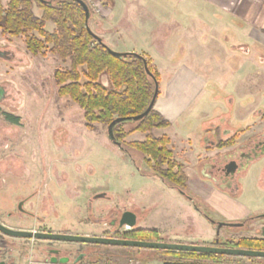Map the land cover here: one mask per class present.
Masks as SVG:
<instances>
[{
  "label": "rangeland",
  "instance_id": "rangeland-1",
  "mask_svg": "<svg viewBox=\"0 0 264 264\" xmlns=\"http://www.w3.org/2000/svg\"><path fill=\"white\" fill-rule=\"evenodd\" d=\"M96 7L97 11L90 8L91 16L88 24L93 32L100 34L103 32L100 14L102 8L97 5V2ZM36 12L41 11L36 9ZM51 28V23H47L46 29ZM140 32L138 29L127 35L126 32L120 34L112 31L111 38L106 37L105 40L107 46L114 51L119 52L124 47H133L139 51L144 50L151 56L150 58L144 54L149 59L153 70L159 74L158 94L161 96L165 94V86L174 70L173 67L176 66L185 64L187 67H192L190 68L192 71L204 76L206 80L209 79L206 88L211 98L205 93L203 99L199 97L190 104L188 109L190 112L186 115L190 116L188 124L184 126L178 121L161 130L162 132L153 131L155 135L164 132L171 137L173 146L170 145V148L176 152L182 151V147L186 144L182 139L186 135L193 139L191 144L194 147L193 150H190L189 154L185 151L184 154L188 161L194 160L199 152L203 151L200 136L204 128L195 125L212 109L239 110L241 104L249 105V108L250 106L260 107L263 111L264 94H259L261 99L263 98L261 101L256 99L258 96L256 94L257 97H255L254 94L255 90L264 88V71L254 69V66L250 71L245 67L237 68L243 55L234 54L231 59V55L224 52L214 54L209 48L199 50V47H195V51L189 52L190 55H188L183 50L182 39L177 42L178 38H174L172 49L170 46L172 37L149 36L146 32L141 34ZM0 50L6 51L5 55H0V92L5 95L0 97V110L18 117L17 124H10L0 112V219L4 217L1 212L9 209L10 204L7 203L6 197L11 190H16L12 193L14 195L12 198L16 200L18 197L16 195L24 196L34 189L42 195L51 187L49 191L52 201L48 202V205H55V203L61 205V214L65 216L73 214L70 208L74 202L79 209V218L86 215L84 206L87 199H90L93 207L92 216L95 219L101 218L98 221L107 220L106 212L110 206L112 208L124 206L134 210L138 216L137 225L157 230L160 241L182 244H193L183 242L193 241L198 243H195L196 245H211L204 243V240L209 239L208 236H202L203 233L207 234L210 228V224L205 219L213 221L203 200L196 197L190 189L186 190L193 203L203 212L204 216L201 217L193 210L189 200L174 188L156 176L141 174H147L149 169L142 162L139 153L133 150L128 153L121 151L108 139L107 128L103 125L98 124L94 131L88 130L84 125L82 109L68 97L57 95L53 72L67 63L61 62L51 54L32 56L27 52L21 36L0 35ZM213 61L222 62L224 65L229 63L232 68L230 66L216 68L215 64L220 63L214 64ZM231 71L244 74L243 82H236L231 77ZM214 78H222V84ZM255 79L258 80L252 83ZM101 81L105 86H111L105 76L101 78ZM235 82L238 85L234 84ZM234 87L238 89L243 87L249 91L250 97H240L242 93L237 94L233 90ZM257 103L263 105L257 106ZM235 124L242 127L240 122ZM132 126V123L127 122L124 128L130 129ZM194 126L197 127V131H194ZM54 131L59 132L55 134ZM137 135L131 134L126 140L137 139ZM185 163L187 172L191 169L197 170L196 166H192V162ZM255 173L258 174V171L256 170ZM54 178L56 180L52 181ZM87 186L91 188H86L85 193L79 191L77 201L70 198L72 193L73 197L76 195L77 192L74 190H81ZM101 192H106L110 196L109 204L111 205L108 201L98 199V194ZM251 203L255 206H264V197L255 198ZM99 226L103 225L86 226L73 223L69 219L58 222V229L61 232L68 227L70 231L102 233L103 229ZM248 227L223 226L222 236L219 234L216 236V230H210L209 234H215L214 239L218 238L223 243V235L228 232L247 235L243 231ZM104 232L113 234V229ZM79 245L95 246L96 253L99 254L94 258L97 263L146 264L152 259L164 257L158 249L137 250L90 243ZM136 253L139 259L135 257ZM223 262L224 264H244L239 263L235 257L226 258Z\"/></svg>",
  "mask_w": 264,
  "mask_h": 264
},
{
  "label": "trees",
  "instance_id": "trees-1",
  "mask_svg": "<svg viewBox=\"0 0 264 264\" xmlns=\"http://www.w3.org/2000/svg\"><path fill=\"white\" fill-rule=\"evenodd\" d=\"M39 9L41 12H36ZM47 23L52 28L46 29ZM0 35L23 37L25 48L32 56L51 54L64 67L56 68L53 80L57 95L68 97L83 111L84 125L94 131L97 125L107 128L115 118H123L112 128L114 139L122 151L133 150L141 155L148 167V174L163 180L168 186L184 190L187 176L168 147L170 139L165 134L155 135L154 129L170 125L154 106L140 120L132 117L141 114L148 106L154 90L153 80L146 74L144 64L159 80L147 56L129 53L114 56L108 46L99 42L87 29L82 6L75 0H0ZM105 76L111 86H105ZM6 119L14 124L18 117ZM130 122L133 126L125 129ZM139 132L142 140L126 138ZM125 237L160 241L156 230H140L137 234L127 232ZM139 236V237H138ZM215 244V243H213ZM219 246L242 247L264 250V238L243 237L219 242ZM163 254L162 264H224L231 258L226 255L205 254L175 250H158ZM264 264V258H250Z\"/></svg>",
  "mask_w": 264,
  "mask_h": 264
},
{
  "label": "crops",
  "instance_id": "crops-1",
  "mask_svg": "<svg viewBox=\"0 0 264 264\" xmlns=\"http://www.w3.org/2000/svg\"><path fill=\"white\" fill-rule=\"evenodd\" d=\"M102 8V21L103 32L97 34L102 38L107 45L105 38H111L112 31H116L120 34L127 33L134 30H140L146 32L149 36H161L172 37L170 38V46L175 42L174 38L183 40V50L186 54L194 52L195 47L209 48L214 54H221L222 52L227 55H243L239 61L238 67H245L250 71L253 66L254 69L264 71V0H95ZM133 30V31H132ZM180 30V32H179ZM176 31L178 33H176ZM126 35V36H127ZM178 36V37H177ZM169 46V44H168ZM185 47V48H184ZM122 52H133L140 54H146L150 58L151 56L144 50H136V48H122ZM206 51V50H205ZM221 52V53H220ZM228 57V56H227ZM185 59V58H184ZM228 59V58H227ZM216 68H222V66L231 65L219 61H213ZM231 62V61H230ZM201 64V63H200ZM214 64L213 67H214ZM176 66V65H173ZM198 67H200L198 65ZM185 64L173 67L170 79L165 86V94L157 95L154 108L170 123L180 122L181 125L188 124L190 116H186L190 104L196 99L206 93V96L210 94L207 90L208 80L200 73L192 71ZM232 68V67H231ZM230 68V69H231ZM236 68V65H235ZM243 69V68H242ZM244 74L231 71V77L236 82H243ZM215 81L222 84L223 79L214 78ZM239 79V80H238ZM255 79L253 82H256ZM234 83L237 84L238 83ZM234 91L242 93L240 97H250L249 91L243 87L238 89L234 87ZM241 90V91H239ZM159 93V91H158ZM264 94V88L255 90L254 96L258 100H263L259 94ZM257 94V96H256ZM211 98V95H209ZM217 104V103H216ZM260 106L262 103H257ZM263 105V104H262ZM261 108L255 106L249 108V105L239 106V110L223 111L212 109L211 112L199 119L195 126L203 127L204 131L200 136V144L202 136L206 133L207 127L210 124L217 123L218 117L224 112L228 113L229 123L232 126H237L235 123H242L243 128H247L253 123L254 116L259 112ZM262 110V109H261ZM206 119V120H205ZM233 120V121H231ZM232 122V123H231ZM194 126V127H195ZM197 126V127H198ZM195 127L194 131H197ZM167 128V127H166ZM165 128H157L154 130L161 131ZM162 132V131H161ZM135 132L132 136L137 135ZM248 132H246L247 134ZM161 134H165L164 132ZM160 134V135H161ZM159 135V134H158ZM168 136L167 134H165ZM139 140H142L143 135L140 133L137 135ZM138 137H136L138 139ZM169 137V136H168ZM170 144L168 147L173 146L172 138L169 137ZM186 144L182 147V151L176 152L173 148H170L173 152V156L176 160L181 161L185 165V172L187 174V186L188 190L207 205L210 212V216L214 221L222 222H235L243 220L247 217L258 214L257 212H264V206H255L251 202L255 198L259 199L257 193L253 192L249 185L247 178L242 179V183L239 184L238 189L232 191L229 187H220L216 182L202 176L200 174L199 161L205 155L204 152H199L194 160L188 161L184 156L185 151L190 153L193 150L192 141L187 135L182 139ZM171 145V146H170ZM203 147V145L201 144ZM201 147V148H202ZM203 150V149H202ZM211 151L209 154H214ZM192 162V166H196V169H191L187 172V165L185 162ZM191 203V207L196 211L197 215L204 216L200 208H196L194 203ZM210 228L207 230V234L202 236H208L209 239L204 240L206 244H212L214 235H210V230H216L215 224L205 219ZM147 228V227H142ZM222 228L219 229V235ZM247 235L228 232L223 235L224 240L231 237L238 238L241 236L264 238V218L255 220L251 223V226L247 230H244ZM210 235V236H209ZM184 243H193L191 241H183ZM200 243V241H197ZM198 244V243H196ZM235 257V256H231ZM239 263L244 264H262L252 261L247 257H235ZM162 258L152 259L146 264H162ZM264 263V262H263ZM93 264H105L97 263ZM216 264V263H210Z\"/></svg>",
  "mask_w": 264,
  "mask_h": 264
},
{
  "label": "flooded vegetation",
  "instance_id": "flooded-vegetation-1",
  "mask_svg": "<svg viewBox=\"0 0 264 264\" xmlns=\"http://www.w3.org/2000/svg\"><path fill=\"white\" fill-rule=\"evenodd\" d=\"M5 54L6 51L3 52L0 50V55ZM4 96L5 95L0 92V97ZM0 112L2 111L0 110ZM1 115L8 123L14 124L6 119L7 116H14V114L4 111L1 113ZM228 115L229 114L226 112L221 114L218 117L217 123L210 124L207 127L208 129L206 133L202 136L201 144L203 145L202 149L205 155L199 161L198 170L202 176L213 180L220 187H229V189L232 191L238 189L239 184L242 183V179L247 178L248 182L250 183L249 185L251 186L250 189L257 193V196H259L260 199L261 197H264V109L263 111L260 109L259 112L255 114L253 123L247 128H243V126H232L229 123ZM57 132L59 131H54L55 134ZM246 132L248 133L246 134ZM57 137L58 136H56V138ZM214 150V154H209ZM123 152L128 153L126 151ZM177 161L183 165V170L185 171V165L181 161ZM142 162L144 163L143 160ZM256 170L258 171V174L255 173ZM141 174L150 175L148 172L147 174ZM55 180L56 179L54 178L52 181ZM60 182L62 183V181ZM86 188L91 187L87 186L81 190H74L77 192L74 196L75 198L73 197V193L70 198L77 201V198L79 197V191L85 193L87 191H85ZM172 188H174L180 195L193 203L192 198L186 191L188 189L187 181L184 190H180L175 187ZM49 190H51V187H49ZM49 190H47L45 194L40 195L39 191L34 189L24 196L16 195V197L18 196L16 200L15 198H12L14 197L12 193H14L16 190H11L6 197L7 203L10 204L8 205L9 209L6 212H1L2 216L4 217L3 219H0V224L8 229L31 233L40 232L68 235L81 234L82 236H100L129 240L154 241L146 238L138 239L137 237L128 238L124 236V234L127 232L137 234L143 229L155 230L150 228H142L141 226L137 225L138 216L131 208H125L124 206L121 208L114 206L112 208V206H110L106 212L108 213L106 218L107 220L98 221L101 220V218H93L91 213L93 208L91 206V200L87 199V202L84 206L86 215L79 218V209L77 206H75L76 204L74 202V204L71 206L72 208H70L73 214L65 216L64 214H61V205H58L57 203H55V205H48V202L52 201V195L50 194ZM98 196V199H103L105 202L108 201L109 204L110 196H108L106 192H101V194H98ZM194 205L196 208H198L196 204ZM124 212H130L134 215V224L132 226L127 224L120 225V219ZM259 215L260 214L250 216L240 221L225 223H242V225L236 227H248L251 226V223L255 220L264 218L258 217ZM130 218L133 219L131 216ZM62 219H69L72 220L73 223H80L81 225L86 226L90 225L92 227L102 224L103 226L99 227L100 229H103V232H77L70 231L68 227H66L67 229H65L64 232H61L58 229V222L62 221ZM10 222H12V224ZM210 222L215 224L217 234L216 236H218L219 230L217 231V221L213 220ZM111 228L113 229V234L104 232L110 231ZM243 237L245 236L238 238L231 237L229 239H225L224 242ZM216 239L213 240V243L215 244L212 243L211 245H218V243L221 242L219 239L218 242H215ZM81 243L84 242L33 237H17L6 234L0 230V264H93L96 262L94 258L99 255L96 253L97 248L95 246L85 247L79 245ZM124 248L137 250L143 249L137 247ZM136 255L137 253L135 254V257L138 258Z\"/></svg>",
  "mask_w": 264,
  "mask_h": 264
},
{
  "label": "water",
  "instance_id": "water-1",
  "mask_svg": "<svg viewBox=\"0 0 264 264\" xmlns=\"http://www.w3.org/2000/svg\"><path fill=\"white\" fill-rule=\"evenodd\" d=\"M43 3H51L53 0H40ZM77 1L83 8L84 16H85V24L88 31L99 41L102 42V38L98 36L95 32H93L88 24L91 13L89 6L84 0H75ZM110 53L117 57H122L129 53L134 52H122V51H114L108 47ZM146 74L153 80L154 82V90L150 102L147 108L136 116L132 117V121H138L142 119L149 110L154 106L157 95H158V81L149 71L146 64H144ZM123 120V118H115L110 124L107 126V137L108 139L117 145L112 128L116 122ZM133 217V219L130 218ZM258 217H264V214H260ZM129 218V220H128ZM127 224L132 226L134 224V215L130 212H124L120 219V225ZM242 223H225V222H216L217 231L223 227H236L240 226ZM0 230L6 234L17 236V237H27V238H43V239H57V240H67L74 242H84V243H94V244H103V245H115V246H123V247H137L143 249H158V250H175V251H185V252H197V253H205V254H216V255H226V256H235V257H247V258H264V250L262 249H251V248H242V247H228V246H219V245H196V244H182V243H167L163 241H147V240H129V239H120V238H111V237H100V236H82V235H68V234H48V233H31L24 231H16L12 229H8L0 224ZM218 242V239L215 240Z\"/></svg>",
  "mask_w": 264,
  "mask_h": 264
},
{
  "label": "built area",
  "instance_id": "built-area-1",
  "mask_svg": "<svg viewBox=\"0 0 264 264\" xmlns=\"http://www.w3.org/2000/svg\"><path fill=\"white\" fill-rule=\"evenodd\" d=\"M84 1L89 6V9L91 8V9L96 10V11L98 10V8L96 7V1H94V0H84ZM97 5L100 6L98 3H97Z\"/></svg>",
  "mask_w": 264,
  "mask_h": 264
}]
</instances>
